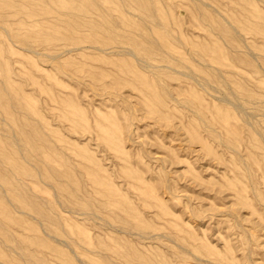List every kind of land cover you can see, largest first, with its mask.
I'll use <instances>...</instances> for the list:
<instances>
[{
  "label": "rangeland",
  "instance_id": "rangeland-1",
  "mask_svg": "<svg viewBox=\"0 0 264 264\" xmlns=\"http://www.w3.org/2000/svg\"><path fill=\"white\" fill-rule=\"evenodd\" d=\"M0 264H264V0H0Z\"/></svg>",
  "mask_w": 264,
  "mask_h": 264
}]
</instances>
